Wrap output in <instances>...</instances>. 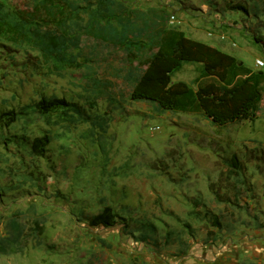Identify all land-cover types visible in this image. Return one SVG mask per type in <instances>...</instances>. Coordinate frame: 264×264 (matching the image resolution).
<instances>
[{
  "label": "rangeland",
  "instance_id": "1",
  "mask_svg": "<svg viewBox=\"0 0 264 264\" xmlns=\"http://www.w3.org/2000/svg\"><path fill=\"white\" fill-rule=\"evenodd\" d=\"M0 1L32 11L37 0ZM117 2L135 15L115 28L100 23L90 30L87 12L70 21V32L81 34L94 56L63 75L40 65L34 52L0 44V250L7 251H0V264H148L147 255L172 251L178 241L185 249L192 238L205 246L264 244V99L257 120L223 129L199 115L133 101L123 48V38L147 34L161 13L167 27L255 68L264 58V45L253 39L264 42V0L110 6ZM234 5L246 7L233 10L240 36L216 26ZM197 76V66L187 64L173 80L192 84ZM43 97L70 106L39 114ZM44 135L51 139L46 156L34 157L28 143ZM107 206L117 225L91 227L89 219Z\"/></svg>",
  "mask_w": 264,
  "mask_h": 264
},
{
  "label": "trees",
  "instance_id": "2",
  "mask_svg": "<svg viewBox=\"0 0 264 264\" xmlns=\"http://www.w3.org/2000/svg\"><path fill=\"white\" fill-rule=\"evenodd\" d=\"M110 2L37 0L32 11H14L0 1V44L34 52L40 65H47L53 72L63 75L67 70L79 68L82 64L79 59L89 63L94 56L92 50H84L81 34L70 32V21L87 12L91 15L90 30L100 23L115 28L135 15L133 11L128 12L129 8L123 3L117 2L113 7ZM117 5L119 10L115 8ZM230 8L246 11L242 5ZM150 22L151 31L147 34L123 38L126 60L132 66L129 74L133 85L131 100L152 103L158 109L173 113L199 115L219 129L257 120L264 99L263 69L253 70L236 57L189 38L178 28L167 27L164 14H156ZM253 39L264 45L260 37ZM187 64L197 66L198 76L193 83L174 81V76ZM69 106L65 99L43 97L35 110L47 115ZM12 114L11 123L15 120ZM50 143L48 135L37 137L28 143L30 153L44 158ZM232 165L239 166L237 161ZM88 223L91 227H114L117 215L107 206ZM213 225H219L218 219ZM35 228L38 233L42 230L38 223ZM16 231L15 240L21 236L22 229Z\"/></svg>",
  "mask_w": 264,
  "mask_h": 264
},
{
  "label": "crops",
  "instance_id": "3",
  "mask_svg": "<svg viewBox=\"0 0 264 264\" xmlns=\"http://www.w3.org/2000/svg\"><path fill=\"white\" fill-rule=\"evenodd\" d=\"M235 13L234 11L228 10L225 16L220 18L219 24L216 23L219 29L218 31L231 27L239 31L237 34L240 36L243 25L235 24ZM247 36L250 37L249 34H246L245 37ZM211 46L217 48L214 45ZM222 51L227 53L225 50ZM257 59L263 60L264 58L258 57ZM256 68L251 69L255 70ZM186 242L184 245L185 249L184 247L180 249V242L178 241L172 251L164 250L157 254L155 253V256L151 254L149 256L147 255L145 258L146 262L148 264H162L164 261L168 264H264V244H256L255 248L254 243L249 244L246 241L240 243L235 240L230 241V243H227L229 240H225L220 245H217V241L215 243L213 241L210 246L195 243V238H192V240L186 239ZM248 244L252 246H247ZM146 254L148 253L145 252Z\"/></svg>",
  "mask_w": 264,
  "mask_h": 264
},
{
  "label": "built area",
  "instance_id": "4",
  "mask_svg": "<svg viewBox=\"0 0 264 264\" xmlns=\"http://www.w3.org/2000/svg\"><path fill=\"white\" fill-rule=\"evenodd\" d=\"M256 67L259 68V69H263L264 68V61L260 60V59H257L256 60Z\"/></svg>",
  "mask_w": 264,
  "mask_h": 264
}]
</instances>
